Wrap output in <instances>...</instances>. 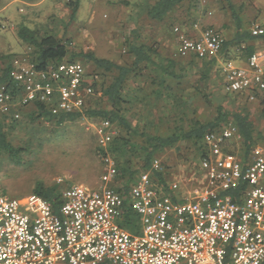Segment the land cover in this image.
<instances>
[{
    "label": "built area",
    "instance_id": "1",
    "mask_svg": "<svg viewBox=\"0 0 264 264\" xmlns=\"http://www.w3.org/2000/svg\"><path fill=\"white\" fill-rule=\"evenodd\" d=\"M173 31L181 57H215L225 41L210 26L198 37L179 27ZM250 33L261 37L264 29L255 25ZM221 72L225 93L264 101V53L251 54L246 67L224 62ZM8 79L0 84V117L14 120L36 104L53 115L81 113L95 95L86 67L76 61L38 68L14 58ZM102 125L97 145L105 153L103 185L65 188L57 213L34 194L7 197L0 184V264H264L263 145L242 159L227 150L240 141L238 130L223 125L202 139L197 166L205 182L197 176L185 192L176 180L162 185L151 178L165 172L154 158L123 196L107 186L117 176L108 154L114 130H106L109 122ZM128 211L140 220L134 232L120 223Z\"/></svg>",
    "mask_w": 264,
    "mask_h": 264
},
{
    "label": "rangeland",
    "instance_id": "2",
    "mask_svg": "<svg viewBox=\"0 0 264 264\" xmlns=\"http://www.w3.org/2000/svg\"><path fill=\"white\" fill-rule=\"evenodd\" d=\"M70 2L79 4L73 18H71V8L68 6ZM124 3L123 0L117 3L111 0L98 2L0 0V73L14 58L31 59V49L22 45L16 38L19 27L39 29L41 32L54 34L66 43L69 53L63 61H71L72 56L77 54H92L95 58L129 66L132 59L127 55L123 44L133 23L127 19V6ZM254 6L259 9V2ZM256 17L259 20V13ZM139 25L144 27L141 33L148 38L147 44L154 43L157 47L172 52V55L176 54L173 29L180 28L178 23L171 27L169 33L164 31L160 24L152 23L150 27H147L149 23L143 20ZM74 61L86 67L94 83L95 95L90 99L88 107L107 106L101 91L107 82L105 76L82 57L77 56ZM233 64L239 66L236 63ZM143 78H140L137 83L133 80L128 83L130 95L139 94L142 100L131 101L132 104L125 113L127 119L133 126L138 124L140 131L146 127V123H152L150 130L152 133L159 135L173 133V122L170 119L174 112H180V105L175 102L177 107H173L172 99H169L165 93L157 98L155 93L151 92L154 86ZM193 79V75L186 77L179 88L173 86L175 92L180 94V98L186 102L189 118L200 121L212 119L217 105H222L226 110L242 106L237 104L238 100L234 96H227L220 87L219 82L223 81L221 70L215 74L214 79L209 81V86L208 83L201 84L196 89L192 83ZM140 86H144L143 93H137V88ZM251 105H248L251 120L256 126V132L260 131L261 136L259 137V133L255 135L258 139L256 146L264 145V120H262L264 117L260 116L259 119V107L255 109ZM21 110L23 111L20 121L18 124L14 123V129L7 132V140L15 149V153L0 152V184L4 195L10 198L26 197L33 194V189L37 185L45 187L57 185L60 192L72 185H82L90 189L103 185L100 178L105 168L102 161L103 155L98 152L97 145V139L104 131L100 119L81 114L75 120L56 126L44 118L37 119L36 114L31 113L36 112L33 107ZM6 119V124H12L11 118L6 117ZM149 127L147 124L146 128L149 129ZM109 129L114 130L113 139L121 131L113 124L106 128V130ZM134 139L137 142L141 141L135 136ZM233 151L236 155L241 152L238 149ZM108 152L115 164L117 157L125 160L120 153L114 152L115 155H113L110 150ZM154 158L162 162L167 174V182L176 180L184 192L195 183L197 176L205 182L204 177L199 175L198 152L190 142L180 141ZM130 159V163L132 162L130 167L133 165V170H136L139 175L141 158L133 155ZM126 182L127 180L121 179L114 184L124 186ZM107 186L109 187V184ZM133 221L135 226L140 225L138 217H134Z\"/></svg>",
    "mask_w": 264,
    "mask_h": 264
},
{
    "label": "trees",
    "instance_id": "3",
    "mask_svg": "<svg viewBox=\"0 0 264 264\" xmlns=\"http://www.w3.org/2000/svg\"><path fill=\"white\" fill-rule=\"evenodd\" d=\"M148 1L149 2H147L144 8L147 18L153 21L151 23L160 24L162 29L167 33L170 32L171 27L176 23L183 29L193 28L189 27L191 25L187 26V21L191 22L188 13L191 9L200 11V8H197V6L193 4V0ZM78 5V2L68 3V6L71 8V18L75 16L79 8ZM177 14L181 16L178 17L176 16ZM143 28L144 27L141 25L136 24L125 38L123 48L132 59V63L129 66L117 64L110 60L95 58L92 54H77L73 55L70 59L74 61L77 56L82 57L90 62L101 75L105 76L107 82L102 87L101 91L107 106L97 108H89L87 106L81 113L76 112L53 115L47 111L44 106L36 104V112H31L36 114L35 117L37 119L44 118L47 122L56 126H60L67 121L75 120L77 117H80L81 114H85L89 118H97L102 122L106 121L116 125L119 131H121L112 140L109 150L113 155H115L114 152L120 153L125 160L121 157H115L117 176L114 181L109 184V187L115 189L123 196L127 195L129 184H132L141 173L147 172L150 169L151 161L157 154L174 147L180 141L192 143L199 157L204 150L202 145L204 135L208 132L217 131L223 125L232 124L240 134L245 156L248 155L258 142L255 136L257 135V132L255 133V124L251 120L248 104H244L242 107L232 110H226L222 105H217L215 115L212 119L200 121L196 118L188 117L186 102L180 98V94L175 92L173 86L179 88L180 85L183 84L185 78L192 75L194 77L192 83L196 89L201 84L208 83L209 86V81H211L212 78L214 79L215 74L219 73V69H216L219 59L224 62H231L235 58H240L241 60L247 59L255 50L251 42L259 38L253 37L250 32L243 31L237 35L236 38L227 42L224 41L223 47L217 56L199 59L196 56L181 57L177 55V53L172 55L163 48L157 47L154 43L147 44L148 38H145L144 35L142 36L141 33L142 30H144ZM16 38L22 45L31 49L32 55L30 60L33 61L38 68H45L52 62H61L69 53L66 43L58 39L54 34L41 32L39 29L19 27L16 31ZM260 38H264V35ZM233 47V50L229 49ZM235 50H237L238 53H235ZM214 68L215 73L211 75L210 73ZM8 72L9 66L0 73V84L8 83ZM140 78L150 81V84L154 86L151 92L155 93L157 98H160V96L165 93L169 99H172L171 102L173 103V107H177V105L174 104L175 102L180 105V112L176 111L171 115L170 121L173 122V133H169L168 135L152 133L150 132L153 126L152 123H146V127L147 124L150 126L149 129L144 127V129L140 131L138 124L133 126L127 119L125 113L128 112L129 106L132 104L131 101L135 99L137 101L142 100L139 94L135 96L130 95L128 83L130 80L137 83ZM142 85H144V82H142ZM143 87L144 86H140L137 88V93H143ZM227 96L231 95L227 94ZM237 97L238 96H235V98ZM239 97L243 99L242 95H239ZM261 105L264 113V102H262ZM262 107L260 108L262 109ZM6 117L11 118L9 116L0 117V152L13 154L15 153V149L7 140V132L14 129L13 124H18L20 120L11 118L10 122L12 124H6ZM134 136L141 139V141L137 142ZM259 137H261L260 133ZM98 152L103 156L105 155L104 150L100 147ZM133 155L141 158L139 165V172L141 173L139 175H137L138 172L136 170H133V165L130 167L132 163H130V158ZM151 178L162 185H166L168 180L165 172L160 174L152 173ZM121 179L127 180L125 185L116 186L114 183ZM58 187L57 185L52 187L37 185L33 189L34 195L52 204L55 213L58 212L61 205V192ZM228 194L235 196L233 191L228 192ZM125 209L128 210L126 207ZM130 216L133 215L128 211L123 221V226L128 231L134 232Z\"/></svg>",
    "mask_w": 264,
    "mask_h": 264
},
{
    "label": "crops",
    "instance_id": "4",
    "mask_svg": "<svg viewBox=\"0 0 264 264\" xmlns=\"http://www.w3.org/2000/svg\"><path fill=\"white\" fill-rule=\"evenodd\" d=\"M98 1L99 0H97V2ZM113 1H116L117 3L120 0H111V2ZM123 1H125L124 4L127 6V14H126L127 19L133 23V25H131V28L135 27L136 24L139 25L140 22L143 20H145L146 23H149V26L147 27H150L152 25L151 22L153 21H150L147 18L146 12L144 11V8L147 2H149L148 0H123ZM258 2H259V9L258 7L254 6ZM193 4H195L197 8L198 7L200 8V11L191 9V11L188 13L190 15L189 19H191V22H189L187 26L191 25L189 27H193V28H188V29L185 28L186 30L181 28L183 31L185 30L193 37H198L200 35V32L207 26L213 27L216 30H218L222 34L223 38L225 39V42L236 38L237 35H239L243 31L250 32V30L255 25H259L261 28L264 29V0H254V1L253 0H193ZM258 13H259V20L256 17ZM176 16L179 17L181 15L177 14ZM194 26H198V29H194ZM152 31L155 33L154 30ZM257 38L259 39H255L254 41L251 42V44L255 48L254 52L264 53V38H260V37H257ZM175 40H176V37H175ZM175 45H176L175 46V50H176L177 48L176 41H175ZM229 49L233 50L234 47L229 48ZM166 51L169 52V54H172V52L168 50ZM235 51H236L235 53H238L237 50ZM175 53H177V50L175 51ZM247 61H248V58L244 60H241L240 58H235L231 62L236 63L241 67H246ZM223 63L224 61H221V59H219L216 69L218 68L220 71L221 65ZM214 73H215V68L211 71L210 74L214 75ZM219 84H220V87H222V81L219 82ZM241 95L243 99H241L239 95H231V96H234V97L238 96L236 98L238 100L237 102L238 105L243 106L244 104H248V105L252 104L251 106L255 109L259 107V111H258L259 119H260V116L263 118L264 113H263V107L261 104L264 101L259 99L254 102H249L246 100L247 98L244 94H241ZM29 107L35 108V106H29ZM260 107H262V109ZM22 111L23 110H19L20 114ZM262 120H264V118ZM259 132H257V134ZM255 133H256V126H255ZM234 149L241 150L238 156L242 159L248 158L251 152L250 151L247 156L244 155L241 137H240V141L230 144V146L227 147V150L232 151L233 153H235V151H233ZM134 217H135L134 215L131 216L132 224H134V221H133ZM120 223L123 225L122 221ZM133 227L135 228L136 226L133 225Z\"/></svg>",
    "mask_w": 264,
    "mask_h": 264
}]
</instances>
